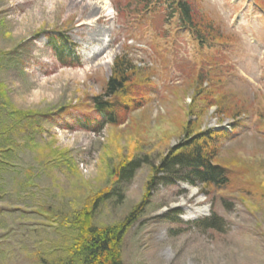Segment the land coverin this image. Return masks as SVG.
<instances>
[{
	"label": "rangeland",
	"instance_id": "obj_1",
	"mask_svg": "<svg viewBox=\"0 0 264 264\" xmlns=\"http://www.w3.org/2000/svg\"><path fill=\"white\" fill-rule=\"evenodd\" d=\"M88 1L97 0H0V264L60 258L54 249L68 239L52 216L104 193L93 217L99 227L124 225L138 208L124 264H264V0H188L206 41L165 17L168 5L119 15L118 7L142 5L109 0L112 8L95 18ZM99 33L101 55L88 59ZM65 38L75 50L70 66L50 44ZM125 55L134 69L125 89L107 97L114 61ZM96 98L113 102L114 112L97 109ZM8 109L51 115L39 118L43 131L32 139L28 120ZM206 129L227 132L215 162L229 183L172 179L148 190L185 132ZM131 159L142 166L117 181ZM212 214L224 229L202 227Z\"/></svg>",
	"mask_w": 264,
	"mask_h": 264
},
{
	"label": "trees",
	"instance_id": "obj_2",
	"mask_svg": "<svg viewBox=\"0 0 264 264\" xmlns=\"http://www.w3.org/2000/svg\"><path fill=\"white\" fill-rule=\"evenodd\" d=\"M137 2L142 5L141 9L135 8L131 11L129 6H127V8H120L119 10L118 7V14H122L121 11L124 10L141 15L156 5H168L171 11L165 17H168L169 20L178 18L182 26L191 29L197 39L206 41V36L194 24V11L188 0H137ZM66 40L64 45L67 46L57 47L56 53L63 65L70 66L73 64L71 59L74 54V48L70 47L71 49H69V42ZM51 42L54 41L51 39ZM133 69L134 66L126 55L123 58L117 57L115 59L113 74L108 81L106 90L107 97L116 96L118 92L125 89L128 80L126 73ZM197 85L201 84L198 83ZM95 106L99 110H109L112 113L115 108L113 102L109 103L98 98L95 100ZM3 107L6 108V105ZM112 113L109 116V123L115 124V118ZM8 115H12L16 119L24 116L28 120L22 119L27 123L24 128L29 127L25 131L33 139L34 134H40L43 131V125H41L39 118L44 117L48 121V116L51 115V112L39 114V112L26 113L18 110L12 112L8 109ZM184 136L161 160L160 164L154 168L148 190L153 189L158 184L169 183L172 179L184 181L193 186L214 185L222 187L227 185L229 179L226 169L215 162L219 153L217 145H221V140L228 137L227 132L223 130L212 131L210 129L197 132L187 130ZM141 166L142 162L140 159H131L128 162H124L118 168L120 171L115 173L118 177L117 181H129ZM108 198L109 194H100L93 199L90 198L85 207L80 210L67 213L66 215L58 210L60 215L55 213L56 216H52L61 218L57 231L63 238L66 237L68 242L54 249L56 252L60 250L64 255H60V258L58 256L57 258L53 257L48 262L45 260L44 264H124L122 259L123 239L126 230L134 221L133 218L138 208L133 210L129 215L128 223L126 222L124 225L99 227L93 223V217L101 204ZM62 226L65 227L63 233L61 232ZM202 227L204 229H224L222 219L216 214H212L210 219L204 220Z\"/></svg>",
	"mask_w": 264,
	"mask_h": 264
},
{
	"label": "bare ground",
	"instance_id": "obj_3",
	"mask_svg": "<svg viewBox=\"0 0 264 264\" xmlns=\"http://www.w3.org/2000/svg\"><path fill=\"white\" fill-rule=\"evenodd\" d=\"M84 6L86 8H90V6L93 7L91 9L90 14L88 16L92 15V17H95V18H98V16L101 13L107 12V11H109L112 8L111 3L109 2V0H97L96 2H93V3L91 1H88L86 4H84ZM90 25H92L91 22L88 23V24L87 23H81V24H78L77 26H78V28H80L82 26H90ZM98 37H101L100 39H96V40H99L98 43L100 45V48L97 49V50L96 49H92V50L88 51V53L86 52V56H87L88 59H90V58L96 59V58H98L101 55L102 44L106 43V35L99 33ZM111 55H113V54H111ZM108 58L109 57H107V59ZM110 58H111V56H110ZM106 63H107L108 66H110V64H111L110 59L107 60Z\"/></svg>",
	"mask_w": 264,
	"mask_h": 264
}]
</instances>
